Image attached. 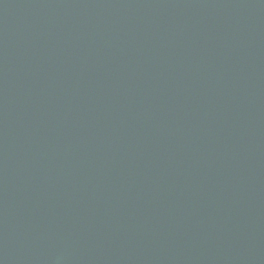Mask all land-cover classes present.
<instances>
[{"label": "water", "instance_id": "obj_1", "mask_svg": "<svg viewBox=\"0 0 264 264\" xmlns=\"http://www.w3.org/2000/svg\"><path fill=\"white\" fill-rule=\"evenodd\" d=\"M0 264H264V0H0Z\"/></svg>", "mask_w": 264, "mask_h": 264}]
</instances>
